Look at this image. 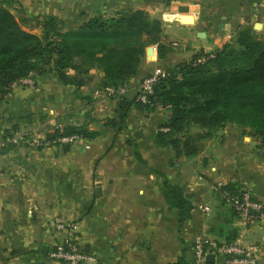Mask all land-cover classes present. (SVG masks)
Here are the masks:
<instances>
[{
	"label": "crops",
	"instance_id": "obj_1",
	"mask_svg": "<svg viewBox=\"0 0 264 264\" xmlns=\"http://www.w3.org/2000/svg\"><path fill=\"white\" fill-rule=\"evenodd\" d=\"M167 2L11 0L8 7L22 27L37 35H42L40 20L47 16L57 17L59 29L66 31L96 15L145 10L162 20L163 48L161 54L147 47L122 98L102 96L104 74L96 66L86 73L66 69L71 83L47 66L36 73L34 88L18 84L0 100V125L6 130L44 139L56 129L82 132L68 144H19L0 150V264H65L48 256L68 237L54 228L56 216L72 222L80 247L104 264H175L180 258L191 264L194 239L203 232L219 243L243 236L258 245L259 264H264V221L244 225L213 190L215 185L234 184L238 191L248 189L255 199L264 200L260 139L249 128L228 123L197 156H176L170 145L156 141L170 109L135 103L140 83L155 68H173L199 52H212L218 39L223 44L230 40V31L233 37L249 24L248 18L237 24L236 13L253 8L264 15V0ZM199 31H206V42ZM121 99L125 107L119 106ZM166 180L190 200L192 208L182 224L168 205ZM204 206H210L208 213ZM210 254L205 264H226L218 254L208 261Z\"/></svg>",
	"mask_w": 264,
	"mask_h": 264
},
{
	"label": "trees",
	"instance_id": "obj_2",
	"mask_svg": "<svg viewBox=\"0 0 264 264\" xmlns=\"http://www.w3.org/2000/svg\"><path fill=\"white\" fill-rule=\"evenodd\" d=\"M10 3L2 0L0 7V100L13 83L31 72L40 74L47 66L64 83L72 82L66 69L86 73L96 66L104 74V87L126 85L137 74L148 46L156 45L162 54V20L145 10L127 9L108 18L96 15L66 31L59 29L57 17L47 16L40 20L42 35H37L22 27ZM202 53L169 68L172 76L155 86L152 102L145 104L153 108L159 104L171 111L163 126L168 130H159L156 141L170 145L176 156L194 157L221 128L233 123L249 128V134L260 139L258 147L264 149V39L252 25L240 26L229 42L213 51L212 58L195 64ZM191 126L199 130L192 132ZM80 133L56 129L47 138ZM164 183L168 205L182 224L189 217L190 200L181 187ZM224 188L239 192L234 184ZM183 263L180 258L175 264Z\"/></svg>",
	"mask_w": 264,
	"mask_h": 264
},
{
	"label": "built area",
	"instance_id": "obj_3",
	"mask_svg": "<svg viewBox=\"0 0 264 264\" xmlns=\"http://www.w3.org/2000/svg\"><path fill=\"white\" fill-rule=\"evenodd\" d=\"M231 39L232 36L228 35ZM173 46L180 44L174 42ZM154 52L157 51L156 45H151ZM214 56L212 52H203L195 60V64H204L207 60ZM173 72L169 69L157 67L146 76L140 83L136 95L135 102L138 104H150L151 97L154 94L155 86L165 79L172 76ZM180 78V75H176ZM36 74L31 72L28 76L13 83L11 89L18 84L34 88L36 86ZM128 91V84L121 86H105L102 90V96L106 98H122ZM9 94V93H8ZM159 108H165L157 105ZM160 130L167 131V127ZM78 134L63 135L54 139L47 137L40 138L36 134L25 133L21 131H8L0 125V150L11 145L27 144L34 147L54 146L57 144H68L78 140ZM214 192L219 195L222 201L233 208L238 219L246 226L256 222L264 221V200L255 199L248 189L240 190L233 193L224 188L223 185L213 186ZM210 206H204V212L210 211ZM53 226L58 231H66L68 234L64 242L57 243L48 252V256L52 260L62 261L65 264H96L98 257L92 253L84 251L76 238V230L74 224L63 216H56L53 220ZM221 255L226 264H259L260 250L258 245L252 241L246 240L243 236H237L228 242H217L205 235H198L194 239V259L191 264H205L208 253Z\"/></svg>",
	"mask_w": 264,
	"mask_h": 264
},
{
	"label": "rangeland",
	"instance_id": "obj_4",
	"mask_svg": "<svg viewBox=\"0 0 264 264\" xmlns=\"http://www.w3.org/2000/svg\"><path fill=\"white\" fill-rule=\"evenodd\" d=\"M207 1H209V0H207ZM212 2H214L215 3V0H211ZM214 3H209L210 5H212L213 7H216V6H214L215 4ZM209 9H213V10H215V9H217V8H209ZM204 10L207 12L208 11V8H204ZM256 13V10L255 9H253V8H251V9H245L244 11H240V12H237L235 15H234V18H235V22H237V24L240 22V20H246L247 18L249 19V24L248 25H252L253 26V28H254V24L256 23V22H261L262 23V27L261 28H259V29H254L256 32H257V34H258V37H260L261 39H264V25H263V23H264V15H260V14H255ZM255 14V15H254ZM228 35L229 36H232V32L230 31L228 34H227V38H228ZM231 40V39H230ZM230 40H228L227 42H229ZM217 44H216V47H215V50L216 49H218V48H220V47H218V44L219 43H221L222 44V39H218V41L216 42ZM226 43V42H225ZM220 44V45H221ZM224 45V42H223V44H222V46ZM221 46V47H222ZM178 47V46H177ZM215 50H213V51H215ZM190 130L192 131V132H197L198 130H199V128L197 127V126H191L190 127Z\"/></svg>",
	"mask_w": 264,
	"mask_h": 264
},
{
	"label": "water",
	"instance_id": "obj_5",
	"mask_svg": "<svg viewBox=\"0 0 264 264\" xmlns=\"http://www.w3.org/2000/svg\"><path fill=\"white\" fill-rule=\"evenodd\" d=\"M262 27V23L261 22H256L255 24H254V29H259V28H261ZM198 36L201 38V39H203L205 42L207 41V33H206V31H199L198 32ZM148 51L150 52V53H153L154 52V50H153V47L152 46H149L148 47ZM125 104H126V100L125 99H121L120 100V103H119V106L120 107H125ZM124 114V112H121L120 113V115H123ZM99 190L97 189V192H98ZM214 256V254H210V255H208V257H207V259H208V261H209V259H210V257L212 258ZM96 264H104L103 262H97Z\"/></svg>",
	"mask_w": 264,
	"mask_h": 264
}]
</instances>
